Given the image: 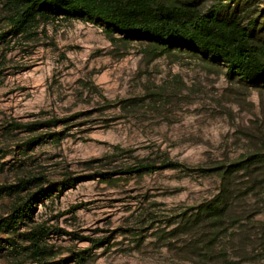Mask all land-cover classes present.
<instances>
[{"label": "rangeland", "instance_id": "374dc122", "mask_svg": "<svg viewBox=\"0 0 264 264\" xmlns=\"http://www.w3.org/2000/svg\"><path fill=\"white\" fill-rule=\"evenodd\" d=\"M223 3L264 48V0ZM5 16L0 7V28ZM114 36L59 19L0 46V185L86 179L38 205L49 262L264 264V81ZM53 119L63 122L9 130ZM137 164L161 168L123 173ZM11 199L0 198V218ZM0 240V264H17Z\"/></svg>", "mask_w": 264, "mask_h": 264}, {"label": "trees", "instance_id": "16d2710c", "mask_svg": "<svg viewBox=\"0 0 264 264\" xmlns=\"http://www.w3.org/2000/svg\"><path fill=\"white\" fill-rule=\"evenodd\" d=\"M218 0L203 9V0H0L6 24L0 28V46L14 38L32 40L43 32L44 26L59 19L80 18L100 24L107 35L116 40L140 41L158 51H188L213 62L224 64L227 75L239 76L247 82L264 81V48L254 43L251 27L244 26L237 17H223L228 5ZM42 27V28H41ZM63 120L53 119L13 128H26L35 133L46 126H56ZM34 136L30 144L39 142ZM175 164H169L168 167ZM161 166L137 164L123 173H153ZM111 177L113 173H104ZM93 177V176H91ZM83 177H66L50 182L42 176L30 175L16 184L0 185V198L12 197L8 212L0 218V234L21 264L32 259L40 264H52L48 237L50 227L36 223L38 205L54 192L63 193ZM103 242H99L102 245ZM2 240H0V247Z\"/></svg>", "mask_w": 264, "mask_h": 264}]
</instances>
